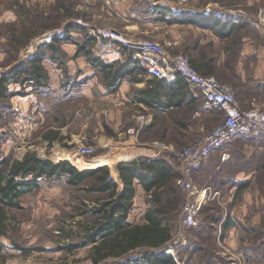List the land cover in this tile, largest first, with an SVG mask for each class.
Listing matches in <instances>:
<instances>
[{"label":"rangeland","instance_id":"1","mask_svg":"<svg viewBox=\"0 0 264 264\" xmlns=\"http://www.w3.org/2000/svg\"><path fill=\"white\" fill-rule=\"evenodd\" d=\"M181 9L203 15L217 11L228 22L232 19L230 24L239 29L234 32L232 50L225 56L236 59L237 65L242 47L249 45L242 62L244 78L249 81L242 83L226 75L217 80L230 86L234 94H264V0H0V85L7 96L0 101L3 154L18 159L33 152L55 162L66 159L81 169L91 166L85 163L95 158L109 159L105 166L116 181L119 162L158 158L171 164L181 176L180 182L184 177L182 152L198 146L221 118H202V113L196 115L186 108L160 113L144 109L131 96L137 86L123 83L126 78L108 85L101 71L74 52L76 43L86 35L95 38L97 29L112 28L132 39L156 41L155 36L162 35L164 40L177 42L169 52L186 54L179 38L173 36L178 27L164 19V13L177 17ZM202 36L198 33L195 38ZM186 39L189 46L195 40L194 36ZM228 41L218 38V49L229 47ZM208 46L210 43L201 45V49L209 50ZM230 64L233 66V60ZM34 66L41 67L46 80L30 85L25 74ZM3 76L7 81L2 83ZM122 84L128 88H121ZM182 121L192 123L188 130L191 139L185 145L178 142ZM199 122L205 127L203 131L194 126ZM184 180L193 188L191 172ZM178 187L185 195L182 193L181 211L173 217L165 252L175 264L220 263V257L226 255L225 246L214 240L216 232L210 235L213 228L203 226L202 209L195 226L184 225V208L194 196ZM99 196L103 195L63 183L43 185L24 195L22 209L14 212L19 226L12 237L28 252L15 249L3 238L4 264H93L88 256L92 244L77 246L86 234L85 226L96 217L91 210ZM146 201L136 186L131 218H140ZM257 236L255 239L262 237L260 231ZM70 243L75 244L71 251L64 247ZM256 243L248 247L255 248L251 255L261 258L264 245Z\"/></svg>","mask_w":264,"mask_h":264},{"label":"trees","instance_id":"2","mask_svg":"<svg viewBox=\"0 0 264 264\" xmlns=\"http://www.w3.org/2000/svg\"><path fill=\"white\" fill-rule=\"evenodd\" d=\"M193 13L188 16L190 22L195 15L201 17L206 22L204 26L212 29L221 39H234V32L239 29L230 24L232 19L228 22L227 18L221 17L220 12L210 11L205 15ZM164 15L166 22L172 23L175 20L173 14ZM12 38L16 40L14 33ZM93 39L86 35L82 42H77L74 56H83L91 67L101 71L108 85L115 84L123 77H130L135 82L142 81L137 74H144L146 69L135 56L134 50L127 49L122 60L107 63L93 53ZM202 63L203 66L207 65L204 61ZM224 76L222 73L217 74L219 79ZM3 77L2 83L7 81ZM25 80L30 85H37L46 80V76L41 67L34 66L26 71ZM1 87L0 101L7 97L2 94ZM168 87L182 90L185 96L192 94L188 84L178 76L174 81L167 82L161 79L148 80L144 88L134 90V99L159 110L169 105H179V101L172 98L167 103L161 102V97L169 94ZM117 170L121 187L103 163L81 169L66 159L55 162L33 152L11 159L0 150V264H4L2 251L6 247L3 238L9 240L15 249L28 252L12 237L19 226L14 212L22 209L21 198L43 185L58 183L103 195L95 199L96 204L91 213L96 217L85 226L86 234L77 246L92 244L88 256L93 264H175L173 257L164 248L171 241L173 217L181 211L183 204L182 191L178 187L180 184L176 181L178 172L168 161L158 158L119 162ZM135 184L144 190L148 208L142 222L131 223L127 217L133 205ZM74 245L70 243L64 247L71 251Z\"/></svg>","mask_w":264,"mask_h":264},{"label":"crops","instance_id":"3","mask_svg":"<svg viewBox=\"0 0 264 264\" xmlns=\"http://www.w3.org/2000/svg\"><path fill=\"white\" fill-rule=\"evenodd\" d=\"M190 13L193 12L181 9L175 20L170 24L171 26L178 27L177 32H174L173 36L179 38L180 45L188 56L184 55L190 59L191 65L198 73L204 76H212L219 79L217 78V74L222 73L230 79H239L242 83H247L249 79L244 78L242 62L243 57L247 54L246 47H249V45L246 44L245 47H242L241 56L236 65V59H230L225 56L232 50L234 39H222L230 40L228 41L230 42V46H226L224 50L220 51L218 49L219 37L212 29L204 26L206 22L201 17L195 15L194 20L190 22L188 20ZM149 24L147 22L145 24L147 25L146 27ZM133 27L135 26H131V28ZM198 33H201L205 37L195 38L196 35L198 36ZM191 36H194L195 40L189 46L186 38ZM162 37V35H156L155 39L157 41H166ZM207 43H210V47L208 46L209 50L201 49V45ZM232 60L233 66L230 64ZM202 61L207 63V65L203 66ZM137 77H141L142 81L135 82L130 77H123V80L125 78L127 80L123 83L128 85L134 84L138 87L136 89H141L145 87L148 80L159 79L151 77L147 70L144 74H137ZM122 79L117 80V82ZM161 80L167 82L164 79ZM122 86L123 89L128 88L124 84L121 85V88ZM168 88L169 94L161 97V102L167 103L172 98V100L179 101V105H169L164 110L155 109L143 102H136L134 94L131 96L135 104L156 113L167 112L174 108H186L194 111L195 114L198 110H202V97L194 98L191 93L185 96L182 90L176 91L170 87ZM234 96L241 107L264 105V94H246V92H243V94H234ZM201 113L202 118H209L213 121H219V118L222 119V111L216 108L208 112L201 111ZM191 124V122L187 121L180 122L178 142L185 145L190 141L191 133L188 130H190ZM194 126H197L198 129L202 128L200 131H203L205 128L200 122L198 124L195 123ZM191 131L195 132L196 130L192 128ZM222 152L228 154L227 159H221ZM97 159L95 158L92 161ZM107 161L103 164H108L109 162ZM116 172L115 176L118 181L114 180L121 187L122 183L118 170ZM191 174L193 178L194 199L200 203L201 214H204L206 218H204L205 222L203 223L205 224L203 226L213 228L214 230L212 229V234L210 233V235L213 236V233L216 232L213 236L214 240L225 246L226 255L224 254L223 258L220 257V263L218 264H260L261 260H264V256L259 258L255 253L251 255V251H254L255 248L253 246L248 247V245L251 242H255V240H257L256 245L259 244V241L260 244L264 245V190L262 188L264 186V137L256 134H242L234 137L223 148L211 152L201 165L191 171ZM180 177L178 174L176 181ZM136 186L138 190L144 192L139 184H135ZM183 194L185 195V193ZM143 206V211L138 214L140 218H131L132 216L128 213L127 221L131 223L142 222L143 214L148 208V204L145 203ZM214 211L215 213L217 211V213L215 214ZM259 231L262 237L255 239L258 237L257 233ZM233 256L239 258L240 261L234 262ZM193 257H197V253H194Z\"/></svg>","mask_w":264,"mask_h":264},{"label":"built area","instance_id":"4","mask_svg":"<svg viewBox=\"0 0 264 264\" xmlns=\"http://www.w3.org/2000/svg\"><path fill=\"white\" fill-rule=\"evenodd\" d=\"M93 34L95 42L92 51L100 59L119 61L127 49H132L151 77L174 81L179 76L188 84L194 98H203L202 110H198L196 115L214 108L222 111L221 122L204 136L199 145L182 152L185 156L181 171L184 177L201 165L211 152L223 148L234 137L242 134L264 137V107H241L230 86L221 84L212 76L198 73L186 55L169 52L177 42L132 39L112 28L97 29ZM227 158L228 154L222 152L221 159ZM184 177L179 183L193 195L191 183ZM199 210L200 203L195 199L185 206L183 222L187 228L197 224Z\"/></svg>","mask_w":264,"mask_h":264},{"label":"bare ground","instance_id":"5","mask_svg":"<svg viewBox=\"0 0 264 264\" xmlns=\"http://www.w3.org/2000/svg\"><path fill=\"white\" fill-rule=\"evenodd\" d=\"M102 160H105V159L103 158V159H97L95 161H87L85 164H88V165H91L92 167H94V166H96L98 164H102V163L105 162V161H102ZM107 160L110 161L109 159H107Z\"/></svg>","mask_w":264,"mask_h":264}]
</instances>
